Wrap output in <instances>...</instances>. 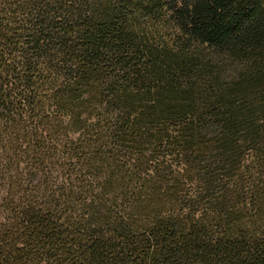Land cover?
<instances>
[{
  "label": "trees",
  "instance_id": "1",
  "mask_svg": "<svg viewBox=\"0 0 264 264\" xmlns=\"http://www.w3.org/2000/svg\"><path fill=\"white\" fill-rule=\"evenodd\" d=\"M0 264H264V0H0Z\"/></svg>",
  "mask_w": 264,
  "mask_h": 264
}]
</instances>
